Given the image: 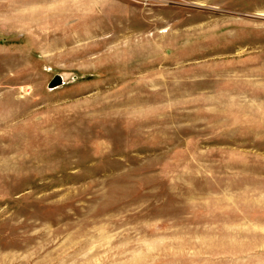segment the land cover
<instances>
[{"label":"rangeland","instance_id":"1","mask_svg":"<svg viewBox=\"0 0 264 264\" xmlns=\"http://www.w3.org/2000/svg\"><path fill=\"white\" fill-rule=\"evenodd\" d=\"M0 264H264V0H0Z\"/></svg>","mask_w":264,"mask_h":264},{"label":"water","instance_id":"2","mask_svg":"<svg viewBox=\"0 0 264 264\" xmlns=\"http://www.w3.org/2000/svg\"><path fill=\"white\" fill-rule=\"evenodd\" d=\"M62 83V79L60 76H56L54 80L49 84V88H55Z\"/></svg>","mask_w":264,"mask_h":264}]
</instances>
